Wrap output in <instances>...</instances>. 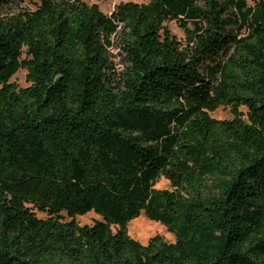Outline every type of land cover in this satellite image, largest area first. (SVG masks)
Returning a JSON list of instances; mask_svg holds the SVG:
<instances>
[{
	"label": "trees",
	"instance_id": "obj_1",
	"mask_svg": "<svg viewBox=\"0 0 264 264\" xmlns=\"http://www.w3.org/2000/svg\"><path fill=\"white\" fill-rule=\"evenodd\" d=\"M11 1L0 264H264V0ZM142 212L175 240L133 238Z\"/></svg>",
	"mask_w": 264,
	"mask_h": 264
},
{
	"label": "rangeland",
	"instance_id": "obj_2",
	"mask_svg": "<svg viewBox=\"0 0 264 264\" xmlns=\"http://www.w3.org/2000/svg\"><path fill=\"white\" fill-rule=\"evenodd\" d=\"M89 4L92 3H98L100 5V8L105 13L110 14L116 4L119 2H126V1H134V2H148V0H82ZM40 2V0H13L7 4H5L2 8V13L4 15H15L19 13H24L25 11H32L35 10L37 7V4ZM249 4L253 3V0H248ZM169 27L171 30L180 38L185 39L184 31L178 26L177 22L172 21L169 23ZM114 53L117 56L116 61H120L119 56V49L114 48ZM12 81L17 83L20 87H26L30 83L27 80V70L26 69H20L12 78ZM245 111L246 109L243 108ZM212 116L217 119H228L232 117V113L228 107H220L216 111L212 112ZM157 188L165 189L170 188V182L165 179L161 178L160 181L156 184ZM38 215L40 217H45L46 215L44 213L38 212ZM101 219L99 215H97L95 212H89L85 215H80L77 217V220L80 224H92L95 220ZM129 234L139 240L143 244H147L149 239L156 235L160 234L162 235L166 240L173 242L175 240V236L172 232H170L165 225H163L161 222L151 220L149 219L144 212L137 218L130 221L129 225Z\"/></svg>",
	"mask_w": 264,
	"mask_h": 264
}]
</instances>
